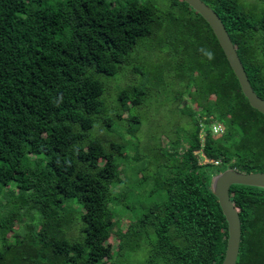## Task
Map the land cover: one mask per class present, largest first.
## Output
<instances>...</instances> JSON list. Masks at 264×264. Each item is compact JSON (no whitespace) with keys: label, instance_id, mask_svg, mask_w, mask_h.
<instances>
[{"label":"trees","instance_id":"obj_1","mask_svg":"<svg viewBox=\"0 0 264 264\" xmlns=\"http://www.w3.org/2000/svg\"><path fill=\"white\" fill-rule=\"evenodd\" d=\"M203 1L264 99V10ZM171 9L141 0H0V195L11 189L0 204V264H135L142 253L147 264L223 263L228 223L212 179L227 169L264 173V115L207 21L181 0ZM166 23L176 37L159 51L161 62L168 58L161 70L135 56ZM156 96L187 121L159 141L143 128ZM216 124L222 135L213 134ZM132 148L148 163L134 202L116 193ZM230 194L242 222L237 264H264V189L235 185ZM117 206L135 215L125 233H117ZM113 236L117 247L107 242Z\"/></svg>","mask_w":264,"mask_h":264},{"label":"rangeland","instance_id":"obj_2","mask_svg":"<svg viewBox=\"0 0 264 264\" xmlns=\"http://www.w3.org/2000/svg\"><path fill=\"white\" fill-rule=\"evenodd\" d=\"M174 0H141V3H149L152 5H155L159 8L160 11L169 12L172 11L171 5ZM244 1L246 4L245 6L253 11L255 14H260L264 10V2L261 0H241ZM208 5V4H207ZM176 37V34L174 32H169L168 23L165 24V28L163 30H160L158 34L157 40L153 41V43H149L148 41L145 43V47L142 49L141 53L139 55H136L135 58L141 56V60H144L156 67L161 62L162 58L160 57V49L161 48H167V43L169 44L174 38ZM159 39L163 42L162 44L159 43ZM164 56V55H163ZM161 58V60H160ZM141 63V62H137ZM168 65V58H166L163 62L160 63V69L165 70ZM146 67L149 69H154L150 66ZM151 70V71H152ZM160 71L155 70V73L158 74ZM125 75L131 80L133 79L129 70L127 69L125 71ZM188 76V75H187ZM160 79L159 76H156V80ZM128 81V80H127ZM121 87L125 85H120ZM164 98L156 96V98L150 102L149 105H153L147 112V119L144 121L143 128L145 130V133H151L154 134L155 137L159 140H161L162 135L171 132L172 129L175 127L182 125H186L187 121L185 119H182V117H179L173 105L167 104V101L163 103ZM188 99H186L185 102H187ZM143 112V111H142ZM145 115V113L143 112ZM124 117H127L125 115ZM181 125V126H182ZM213 134L215 136L222 135L224 133L223 126L220 124H216L213 128ZM127 140H131L132 138L130 135L127 134L126 131L121 130L120 131ZM204 134V133H203ZM143 139H144V133L142 131ZM177 137L182 138V134H179ZM136 142V141H133ZM163 142L167 143L168 139L163 138ZM196 154H201L197 152ZM137 156V151L132 148L128 151L127 155L124 157V162H122V184H120L117 189L116 193L121 194H130L131 201L134 202V199L137 198V196L142 192L137 186V183L139 180L142 179L143 173H140V169H142L144 166L148 167L147 159L142 160H135L134 157ZM200 156V155H199ZM201 157V156H200ZM203 162V161H202ZM204 162H206L204 160ZM153 181L150 182V184L146 187V191L150 190V187L152 186ZM11 194V189L6 190L2 195H0V204L5 205L8 201V197ZM134 196V197H133ZM3 209L0 207V214H2ZM6 210V209H5ZM116 212V222L119 223V226L117 230L119 232L117 233H125V231L134 223V213L131 211H127L123 208V206H117L115 207ZM34 221L28 217L23 218V223L20 225H17L14 234H20L23 232L24 227L27 224H30L32 222L37 221V216L34 217ZM117 236L111 237L107 242L108 244H111L114 247H117ZM147 254L142 253L135 257V264H147Z\"/></svg>","mask_w":264,"mask_h":264},{"label":"water","instance_id":"obj_3","mask_svg":"<svg viewBox=\"0 0 264 264\" xmlns=\"http://www.w3.org/2000/svg\"><path fill=\"white\" fill-rule=\"evenodd\" d=\"M199 13L212 28L226 58L236 75L243 94L252 108L264 115V99L251 86L236 47L219 15L203 0H181ZM235 185L264 189V173L248 174L236 169H227L212 179L211 189L218 199L228 223V241L222 264H237L242 242V222L238 209L231 200V188Z\"/></svg>","mask_w":264,"mask_h":264},{"label":"built area","instance_id":"obj_4","mask_svg":"<svg viewBox=\"0 0 264 264\" xmlns=\"http://www.w3.org/2000/svg\"><path fill=\"white\" fill-rule=\"evenodd\" d=\"M206 162L203 161L204 164L206 163H214L216 166H219L220 165V162L218 161H209L208 159H205Z\"/></svg>","mask_w":264,"mask_h":264}]
</instances>
